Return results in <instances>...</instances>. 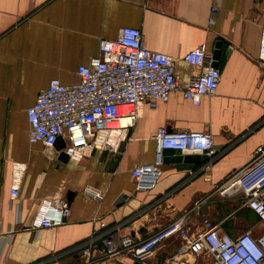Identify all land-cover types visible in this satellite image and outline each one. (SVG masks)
<instances>
[{
    "label": "crops",
    "instance_id": "crops-1",
    "mask_svg": "<svg viewBox=\"0 0 264 264\" xmlns=\"http://www.w3.org/2000/svg\"><path fill=\"white\" fill-rule=\"evenodd\" d=\"M213 8L216 11L213 13ZM214 21L211 22V18ZM138 28L146 46L175 62L180 84L199 73L185 56L206 44L220 49L221 84L200 105L175 92L167 102H148L118 149H94L82 161L61 160L57 148L30 142L27 110L53 79L78 80L77 69L100 55L102 40ZM264 0H0V264H83L68 253L104 221L121 227L116 238L143 239L193 210L191 234L204 221L223 224L236 236L258 224L242 193L222 192L264 146V63L259 59ZM209 133L217 149L209 168H182L164 156L156 186L137 190L133 171L157 160L154 133ZM15 163L25 165L19 196H12ZM98 188L104 197L85 193ZM71 197V217L61 227L32 229L48 199ZM256 232L263 230L257 226ZM203 263H201V261ZM94 264H135L95 253ZM145 264H208L184 251L173 238Z\"/></svg>",
    "mask_w": 264,
    "mask_h": 264
},
{
    "label": "built area",
    "instance_id": "built-area-1",
    "mask_svg": "<svg viewBox=\"0 0 264 264\" xmlns=\"http://www.w3.org/2000/svg\"><path fill=\"white\" fill-rule=\"evenodd\" d=\"M213 13L216 8H213ZM214 18H211V22ZM259 59L264 63V28L261 32ZM199 71L191 81L180 84L172 57L150 50L143 32L138 28L121 29L117 39L102 40L100 55L77 69L78 80L65 84L59 79L50 81L36 102L27 110L30 142L56 148L60 140L69 160L82 161L94 149H118L129 138L140 113L148 102H167L175 92L195 105L206 96L216 94L222 71L213 65L208 46L202 44L184 58ZM123 120L129 126H122ZM157 144V160L133 171L138 191L153 189L163 172L164 151L196 152L208 157L203 171L216 159L217 149L212 136L206 132L170 131L161 127L153 134ZM25 165L15 163L12 174V196H19ZM90 189V191H86ZM222 192L242 193L245 206L252 210L258 224L236 236L227 234L223 224L210 219L198 234H191L186 226L187 211L178 220L160 228L143 239L130 235L116 238L121 225L108 228L101 221L91 236L75 245L68 253H80L83 264H94L98 251L103 258L116 260L129 256L136 263L145 264L166 241L178 238L184 251L208 264H264V146L257 150L253 164L234 175ZM85 193L96 200L104 195L98 188L87 186ZM71 217V203L67 198L45 201L32 226L34 230L61 227ZM257 226L263 230L256 232Z\"/></svg>",
    "mask_w": 264,
    "mask_h": 264
},
{
    "label": "water",
    "instance_id": "water-1",
    "mask_svg": "<svg viewBox=\"0 0 264 264\" xmlns=\"http://www.w3.org/2000/svg\"><path fill=\"white\" fill-rule=\"evenodd\" d=\"M221 57V52L220 49H215L214 53H213V65L215 67H219V60ZM65 147V143L60 140L58 142V144L56 145V148L60 151ZM172 154H182V157L176 158L177 162H180V167L182 166V168H196L197 166L206 163L208 161V157L201 155V153H196V152H175L173 150H166L164 151V156L167 155H172ZM61 160L64 161H68L69 158L67 157V155L62 152L60 155ZM69 202L71 203L73 200L71 197H68ZM135 264H142V263H135Z\"/></svg>",
    "mask_w": 264,
    "mask_h": 264
},
{
    "label": "bare ground",
    "instance_id": "bare-ground-1",
    "mask_svg": "<svg viewBox=\"0 0 264 264\" xmlns=\"http://www.w3.org/2000/svg\"><path fill=\"white\" fill-rule=\"evenodd\" d=\"M121 125L122 126H129V121L128 120H123Z\"/></svg>",
    "mask_w": 264,
    "mask_h": 264
},
{
    "label": "rangeland",
    "instance_id": "rangeland-1",
    "mask_svg": "<svg viewBox=\"0 0 264 264\" xmlns=\"http://www.w3.org/2000/svg\"><path fill=\"white\" fill-rule=\"evenodd\" d=\"M201 261V260H200ZM201 263H203L202 261H201ZM207 263H209L208 261H207Z\"/></svg>",
    "mask_w": 264,
    "mask_h": 264
},
{
    "label": "clouds",
    "instance_id": "clouds-1",
    "mask_svg": "<svg viewBox=\"0 0 264 264\" xmlns=\"http://www.w3.org/2000/svg\"><path fill=\"white\" fill-rule=\"evenodd\" d=\"M86 191H90V189L86 190Z\"/></svg>",
    "mask_w": 264,
    "mask_h": 264
}]
</instances>
